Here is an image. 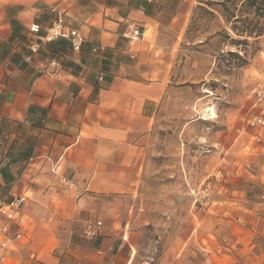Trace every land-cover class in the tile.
I'll use <instances>...</instances> for the list:
<instances>
[{
	"label": "crops",
	"instance_id": "obj_1",
	"mask_svg": "<svg viewBox=\"0 0 264 264\" xmlns=\"http://www.w3.org/2000/svg\"><path fill=\"white\" fill-rule=\"evenodd\" d=\"M197 5L0 0V199L26 197L11 239L0 246V264L133 263L136 237L123 212L139 194L147 144L191 42L185 37ZM51 7L80 31L78 48L64 38L43 40ZM32 24L37 33L29 31ZM130 25L140 39L126 38ZM217 30L191 42L197 43L191 66L207 62L204 79L214 66L207 48ZM204 79L198 76L197 84ZM97 220V234L83 236L85 222ZM16 232L21 236L14 239Z\"/></svg>",
	"mask_w": 264,
	"mask_h": 264
},
{
	"label": "rangeland",
	"instance_id": "obj_2",
	"mask_svg": "<svg viewBox=\"0 0 264 264\" xmlns=\"http://www.w3.org/2000/svg\"><path fill=\"white\" fill-rule=\"evenodd\" d=\"M221 1L200 0L185 37L219 29L207 48L212 72L204 79L205 60L203 69L191 66L197 43L185 44L174 81L194 84L173 81L147 144L139 194L123 212L136 237L132 264H264V129L247 123L264 71V31L240 43L225 39L224 30L243 37L225 21ZM240 8L237 1L236 14Z\"/></svg>",
	"mask_w": 264,
	"mask_h": 264
},
{
	"label": "built area",
	"instance_id": "obj_3",
	"mask_svg": "<svg viewBox=\"0 0 264 264\" xmlns=\"http://www.w3.org/2000/svg\"><path fill=\"white\" fill-rule=\"evenodd\" d=\"M51 12L53 18L50 26L48 27L43 40L52 41L56 39H67L70 41L72 47L78 48L83 42V36L80 31L76 28H71L67 23L64 22V12L57 7H51ZM29 31L37 33L39 31V26L37 24H32L29 26ZM126 38L129 41H135L142 37V32L138 27L130 25L129 30L125 33ZM264 57V53H263ZM55 65V62L52 61ZM252 107L255 112L253 115L249 116L247 123L250 126H256L264 129V71L261 73L260 81L254 90V99L252 102ZM60 166L59 164H54L52 167V172L59 174ZM25 196H16L9 199H0V215L3 217L4 222L0 224V246L5 247L9 239L11 224H18L21 218V210L25 203ZM101 225V221L97 220L95 222L87 221L82 228V235L86 238L94 237L98 228ZM20 233L16 232L14 234V239L20 237ZM238 264V263H235Z\"/></svg>",
	"mask_w": 264,
	"mask_h": 264
},
{
	"label": "trees",
	"instance_id": "obj_4",
	"mask_svg": "<svg viewBox=\"0 0 264 264\" xmlns=\"http://www.w3.org/2000/svg\"><path fill=\"white\" fill-rule=\"evenodd\" d=\"M240 2L241 8L235 13L236 2ZM219 4L223 7V17L227 23H230V29L241 39H230L228 33L224 30L225 39L231 42L240 43L247 37L257 38L264 31V0H222ZM245 10H250L251 17H243ZM240 24V25H238ZM229 53H232L231 51Z\"/></svg>",
	"mask_w": 264,
	"mask_h": 264
},
{
	"label": "bare ground",
	"instance_id": "obj_5",
	"mask_svg": "<svg viewBox=\"0 0 264 264\" xmlns=\"http://www.w3.org/2000/svg\"><path fill=\"white\" fill-rule=\"evenodd\" d=\"M214 115V114H213Z\"/></svg>",
	"mask_w": 264,
	"mask_h": 264
}]
</instances>
